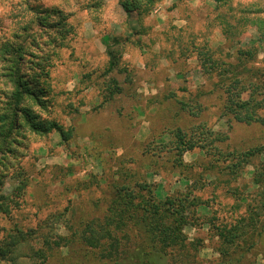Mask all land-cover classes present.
Listing matches in <instances>:
<instances>
[{"label": "rangeland", "instance_id": "1", "mask_svg": "<svg viewBox=\"0 0 264 264\" xmlns=\"http://www.w3.org/2000/svg\"><path fill=\"white\" fill-rule=\"evenodd\" d=\"M7 44L25 48L24 107L44 130L23 122L0 163V204L10 207L0 209V239L23 233L21 263L113 264L83 244L82 231L104 219L119 186L147 185L161 200L196 189L203 206L185 228L200 245L191 264H222L214 227L230 229L249 216L264 152L236 175L228 168L234 160L218 152L263 147L264 126L223 115L218 73L202 72L200 55L239 65V51L253 50L257 57L243 59L244 67L263 68L264 0H155L141 17L119 0H0V115L14 90L1 52ZM109 51L118 61L113 72ZM114 82L121 93L111 98ZM199 126L225 140L212 153L187 152L179 166L173 134L191 136ZM126 233L123 245L137 249L138 238ZM41 250L44 262L35 256ZM249 250L242 264H264V231Z\"/></svg>", "mask_w": 264, "mask_h": 264}, {"label": "trees", "instance_id": "2", "mask_svg": "<svg viewBox=\"0 0 264 264\" xmlns=\"http://www.w3.org/2000/svg\"><path fill=\"white\" fill-rule=\"evenodd\" d=\"M119 2L126 13L129 15L136 13L138 17L150 14L155 5V0H119ZM1 52L3 56H7L6 62L11 64L7 77L13 84L14 90L4 106V112L0 115V163L13 151V146L17 142L16 132L23 122L35 132H44L42 125L36 123L34 115L24 107L25 95L28 94L21 72L24 46L7 44ZM109 55L111 59L108 72H113L118 67V61L112 51H109ZM257 55L258 53L253 50L239 51L241 62L239 65L220 64L209 53L200 55L203 61L202 72L207 75L218 73L217 78L223 94V115L231 122L264 126V113H261L264 112V92L260 91L264 90V67L246 69L242 63L246 58L255 60ZM241 65L242 71L239 70ZM259 76L261 83L248 80L249 77L258 79ZM109 91L111 98L121 93L116 82L109 87ZM260 97L262 99H259ZM59 131L64 134L61 129ZM224 140L220 133L199 126L191 136L181 130L173 134L171 150L176 153V162L182 166L183 157L187 152L200 148L212 153L213 150L218 149L216 144ZM263 152L264 146L245 153L226 155L220 151L218 153L225 157L226 162L234 160L228 168L231 174L236 175L249 160ZM254 184L261 193L258 194L259 201L250 205L249 216L240 219L230 229L214 227L224 245L219 250V254L225 260L222 264H242L249 249L255 247L263 236L264 224L257 227V223L260 219L259 214L264 212V166L261 170H257ZM195 190H189L175 198L167 197L161 200L147 185H140L137 189L119 186L110 201L107 215L102 221L88 222L82 231L81 240L85 246L99 250L98 256L101 260L113 264H191L196 258L200 245L189 241L185 228L193 223L197 210L203 206V203L194 197ZM0 209L9 214V206L4 207L0 204ZM127 231L133 233L132 236L140 241L135 250L123 245V240L129 243L131 239ZM18 232L19 235L13 234L0 239V260L8 262L7 264H22L16 252L25 237L21 231ZM35 256L43 262L46 260L44 250L36 252Z\"/></svg>", "mask_w": 264, "mask_h": 264}]
</instances>
